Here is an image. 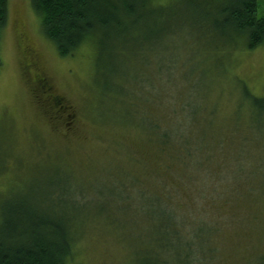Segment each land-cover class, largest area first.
Segmentation results:
<instances>
[{"label": "rangeland", "instance_id": "374dc122", "mask_svg": "<svg viewBox=\"0 0 264 264\" xmlns=\"http://www.w3.org/2000/svg\"><path fill=\"white\" fill-rule=\"evenodd\" d=\"M161 1L165 28L160 39L150 43L154 50L137 52L141 62L138 58L131 65L120 62V72L131 76L138 68L128 67L143 65L155 85L160 80L161 87H167L162 95L166 101L188 96L195 103V114L204 98L208 134L214 132L217 137L212 139L220 138L223 149H228L227 165L215 159L207 175L203 169H189L175 180L177 171L163 170L160 161L165 158L158 157L142 129L111 116L113 111L105 112L103 75L92 44L61 57L44 36L31 1L8 0L7 24L0 38V194L25 193L31 187L36 193L42 190L39 184L49 180L73 184L83 199L65 208L85 213V223L75 229L71 264H137L144 256L149 264L159 260L177 264L170 260L171 252L165 258V251L179 248L185 253L192 247L190 256L200 260L204 252L206 258L212 256L210 246L215 257L207 264H264V105L254 106L244 93L247 88L252 95L264 97V46L249 50L245 37L226 26L218 28L217 8L222 2ZM257 15L264 16V0H258ZM39 79L47 81L46 90ZM148 92L151 95V89ZM58 99L66 113L57 112ZM117 105L112 106L115 111ZM178 111L171 110L180 119ZM67 113L72 115L69 125ZM238 145L244 150V163L251 161L248 165L258 170H247L248 165L243 171L236 168ZM149 167L164 173L167 183L179 190L180 213L186 220L178 223L190 229L188 240L179 247L156 242L161 220L148 197L140 203L135 191L133 181L139 171L145 188L162 181L147 174ZM211 174L223 177L216 181ZM126 184L131 195L121 189ZM210 236L212 245L207 242ZM146 246L149 251H141Z\"/></svg>", "mask_w": 264, "mask_h": 264}, {"label": "trees", "instance_id": "16d2710c", "mask_svg": "<svg viewBox=\"0 0 264 264\" xmlns=\"http://www.w3.org/2000/svg\"><path fill=\"white\" fill-rule=\"evenodd\" d=\"M30 1L40 18L44 36L54 44L61 57L72 56L80 46L87 42L96 49L97 67L103 75L102 100L108 103L105 112L108 114L113 111L111 116L121 117L124 124L135 125L136 128L142 129L158 157L165 158L160 161L163 162L161 167L164 171L168 173L177 171L174 175L176 180L177 175H183L184 171L188 172L189 169L193 171L203 169L207 175L215 159H218L220 164L223 162L227 165L228 149H223L224 145L221 146L220 138L216 139L217 141L212 139L217 137L214 132H211V136L208 134L206 117L208 108L204 107L207 103V101L204 102V98L200 99L199 113L195 114L193 112L195 103L188 96L175 97L176 100L166 101L162 95L167 92V87L162 88L160 80L155 85L142 70L143 65L128 67V70L138 68L136 74L131 76L120 72V62L131 65L138 58V53L154 50L150 43L160 39L165 28L162 27L160 20L166 14L160 11L163 7L161 0ZM217 2H222L217 8L218 20L220 19L216 22L218 28L226 26L234 34L245 37L249 50L264 46V16L257 15L258 0H217ZM174 17L180 20L178 15ZM175 18L173 21L177 25L179 21ZM7 19L8 0H0V38ZM158 29L159 32L156 33ZM142 57L144 59V55ZM139 61L142 60L138 58L137 62ZM124 68L126 67L121 69ZM40 81L41 86L47 84V81L43 79ZM117 81L123 84H117ZM148 89H151V95ZM245 89L244 93L252 100L254 106L261 108L264 105V97L254 96L247 88ZM162 98L165 101L162 102ZM60 102L61 100L58 99L55 104ZM117 103H120V106L117 105L119 110L115 111L112 106ZM56 109L57 112L66 113L65 106L63 109L56 105ZM178 109L181 113L180 119L173 115L174 112H171V110L178 111ZM147 110L151 113L147 114ZM166 110L168 114L162 112ZM65 115L67 119L65 123L69 125L72 115L68 113ZM228 140L230 139L226 141ZM239 145L235 146L237 152L234 155L235 160H238L236 168L240 167L243 171L251 161L248 164L244 163L246 160H244V150ZM249 157L252 158L251 155ZM241 159L244 166H241L243 165ZM253 165H248L249 168L246 169H257V166L253 167ZM140 166H142L141 162ZM146 171L155 179L162 178V181H158L160 184L145 188L140 180L143 171H139L133 181L135 191L141 199L140 203H143L144 197L147 196L150 208L161 220L158 222L155 240L159 243L164 240L167 248H172V243L178 244L179 247L185 240H188L190 232V229L186 228V223L181 222L182 225L178 223V219L186 220L180 213L182 208L176 194L179 190L173 184L167 183L168 178L164 173L150 167ZM189 175L193 176L195 173L192 172ZM223 175L218 174L217 177L221 178ZM218 178L211 174L212 180L217 181ZM249 179L254 178L249 176ZM127 184L122 185L121 189L131 195ZM39 186L42 190L39 189L36 193L31 187L25 193L0 194V264H71L70 260L76 241L75 229L85 223V213L76 209L71 213L65 206L79 205L78 201L83 199V195L81 193L78 196L74 190L76 187L61 179L49 180ZM150 193L153 196H150ZM155 196L158 199L152 198ZM150 200L151 203H149ZM133 211L135 213V208ZM156 214L155 217H157ZM195 222L208 223L203 220ZM211 236L207 242L212 245ZM186 244H189L186 245L188 247L191 246L190 242ZM210 247L212 256L206 258V252H204L205 255L198 256L200 260H195L194 254L190 256L192 247L185 253L179 248L177 251H165V258H168L171 252L170 260H176L177 264H207L215 257V248ZM144 250L149 251L148 246L143 247L141 251ZM186 257L188 259L184 261ZM161 261L159 260L157 264H161ZM162 262L165 264L168 260ZM137 264H149V258L139 257Z\"/></svg>", "mask_w": 264, "mask_h": 264}, {"label": "flooded vegetation", "instance_id": "af4514ba", "mask_svg": "<svg viewBox=\"0 0 264 264\" xmlns=\"http://www.w3.org/2000/svg\"><path fill=\"white\" fill-rule=\"evenodd\" d=\"M39 86H41V83H40V79H39ZM42 88H45V89H47L46 87H47V84H45V86H41ZM55 99V98H54ZM55 103H57V100L55 101ZM61 103V102H60ZM60 103H58V104H55V105H58V106H61V107H63V109H64V106L62 105V104H60ZM68 116V115H67Z\"/></svg>", "mask_w": 264, "mask_h": 264}]
</instances>
